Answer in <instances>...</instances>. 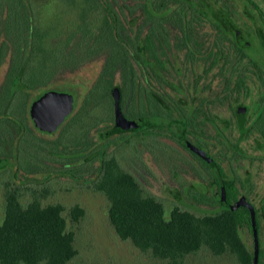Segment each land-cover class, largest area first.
<instances>
[{"label": "flooded vegetation", "instance_id": "1", "mask_svg": "<svg viewBox=\"0 0 264 264\" xmlns=\"http://www.w3.org/2000/svg\"><path fill=\"white\" fill-rule=\"evenodd\" d=\"M60 1L74 11L78 19L74 28L57 23L37 31L27 0L23 2L28 25H0L9 26L15 37L9 40L0 30V68L6 65L0 69V125L6 126L0 130L7 135L0 137L4 153L0 159L8 163L14 159L11 169L6 166L10 182L25 186L34 179L24 166L23 153L25 144L37 138L44 142L59 132L76 140L63 149L59 144L54 167L44 171V182L54 176L84 181L83 167L90 164L86 172L91 183L107 145L134 137L140 166L148 157L153 174L167 170L171 158L183 165L184 192L170 191L175 200L217 204L218 213L240 199L250 204L257 264H264V6L256 0ZM76 3L82 5L79 13ZM66 29L70 33L64 37ZM18 42L22 55L13 47ZM19 60L21 66L15 68ZM35 61L41 68H32ZM89 64L98 68L83 93L63 71L75 74ZM114 88L123 116L143 122L138 129L110 132L115 123ZM48 91L73 98L71 112L52 132L36 128L30 114L38 95ZM76 108L110 110L104 120L110 129L100 135L119 138L98 149L93 128L78 137L81 119ZM78 158H83V165L74 166ZM161 180L154 177L152 183L168 186V180ZM240 208L246 209L249 219V228H243L251 236V248L245 245L253 264L250 213L244 205L235 209Z\"/></svg>", "mask_w": 264, "mask_h": 264}, {"label": "trees", "instance_id": "2", "mask_svg": "<svg viewBox=\"0 0 264 264\" xmlns=\"http://www.w3.org/2000/svg\"><path fill=\"white\" fill-rule=\"evenodd\" d=\"M12 1L0 0V25H28L27 5L23 0ZM1 29L7 39H15L9 34V26ZM13 47L22 55L23 46L19 42L13 43ZM15 65L19 68L21 60ZM91 183L108 201V221L116 236L130 242L151 261L187 264L188 256L205 250L213 257L230 253L238 264H251L240 234L241 228H249L246 209H225L197 216L174 207L166 216L161 202L144 194L114 157L101 159ZM27 192L30 197L23 201ZM43 197L36 188L6 182L0 223V264H69L76 257L75 233L68 225L77 224L85 214L84 209L74 205L64 214L65 208L59 203L42 204Z\"/></svg>", "mask_w": 264, "mask_h": 264}, {"label": "rangeland", "instance_id": "3", "mask_svg": "<svg viewBox=\"0 0 264 264\" xmlns=\"http://www.w3.org/2000/svg\"><path fill=\"white\" fill-rule=\"evenodd\" d=\"M27 1L31 8V15L33 18L32 23L33 25H37V31L40 29V31L43 32L45 27H49L48 29H50L53 28V25H57V23L60 25H72L71 27L78 23L74 11L69 9L60 0ZM256 1L264 6V2L261 0ZM15 2L16 0L12 1V3ZM74 6L79 13L82 5L80 6V3H76ZM5 11L7 13L6 9ZM69 33L70 29H66V31L63 32L64 37L69 35ZM51 41L55 42V39L53 38ZM43 62L44 61H42V64ZM40 63V61L33 62L32 68H41ZM53 64L54 62L52 65ZM97 68L98 64H89L75 74L63 71V75H66L67 80L75 84L71 85L85 93L96 76ZM0 69H6V65L4 64ZM116 81H119V79H116ZM103 101L102 107L105 108ZM103 108L93 111L87 109L80 110L79 108H76L75 110V115L81 119L79 121L78 137L81 132H87V130L93 128L95 136L97 135L96 143L98 149H100L101 145L106 141H114L119 138L118 135H109L107 137L100 135L110 129V124L104 125V120H106L107 117H110L111 111ZM8 111L11 112L12 109L9 108ZM0 126L1 129H3V127L6 126V123L3 125L1 124ZM90 136H88V138H90ZM0 137L6 138L7 135L0 130ZM45 139L46 140L42 142L41 138H37L35 143H28L25 144L26 147L24 146L27 151V153H23L26 164L24 166L26 170H29L30 172L29 177L39 181L34 183L36 180L32 179L25 186H27L26 188L28 189L36 188L44 195L42 198V204H61L65 208L64 214L67 213L68 208L74 205H79L84 209L85 214L81 220L77 224L68 225V228L75 233V245L77 249L76 257L69 264H161L157 261H151L146 255L137 251L130 242L122 241L116 236L108 221V201L102 193L94 190L92 183L87 182L89 175L86 171L89 169L88 165L90 164L83 167L86 182L85 180L76 182L69 178L59 176L51 177L45 182L43 181L47 179V174H45L44 171L49 167H54V152L58 151L57 148L59 149V144L62 145L61 147L63 149L67 148L66 145L68 143L71 144L72 142H76L74 136L60 134L59 132L53 136H48ZM118 142L119 141H116L112 146L111 144L107 145L104 158L109 159L111 156H114L119 166L134 178L144 194L154 196L159 202H161L166 216L169 215L171 209L174 207L181 210H187L197 216L218 212V207H216L217 204L211 206L203 204H182L180 201H177L172 197L170 191H177L178 193L183 194V187L185 185V177L184 174L181 173L184 171V168L183 165L177 162V159L175 160V158H171V160H169V168L167 167V170L155 175L153 174L155 169L153 171L151 168V162L148 157L144 158V165L140 166V154L137 149V140L134 137L130 138V140H127L123 144ZM245 145L243 146L245 147ZM2 155H4V153L0 149V157ZM13 160L14 159H11L9 163H7L10 169L13 165ZM83 162V158H78L73 165H83ZM8 172L9 170L7 168L0 170V223L3 219L6 182L10 181ZM173 172L175 173V176L172 174ZM18 177L20 178L21 176ZM154 177L163 179L161 181L168 180V186L163 187V184H160L162 186L161 188H159V185L154 186L152 183ZM257 191L262 192V189L257 188ZM29 195L30 192H27L23 201H26L30 197ZM240 234L243 241L251 248V236L249 235L248 230L242 228ZM186 263L238 264V261L236 257L230 253L213 257L204 250L199 251L195 255L188 256Z\"/></svg>", "mask_w": 264, "mask_h": 264}, {"label": "water", "instance_id": "4", "mask_svg": "<svg viewBox=\"0 0 264 264\" xmlns=\"http://www.w3.org/2000/svg\"><path fill=\"white\" fill-rule=\"evenodd\" d=\"M112 95L115 101V123L110 132L133 131L142 126V121L127 120L123 116L119 109V94L117 88L112 90ZM72 104L73 98L68 94H60L55 91H48L39 94L37 99L33 102L30 110L35 127L44 131H55L65 117L71 112ZM200 153L205 158L204 153ZM7 163L6 159H0V170L6 168ZM241 205L246 206L250 213L251 226L254 236L253 264H257L258 239L253 207L246 203L243 199H240L235 205L225 207L235 209Z\"/></svg>", "mask_w": 264, "mask_h": 264}]
</instances>
